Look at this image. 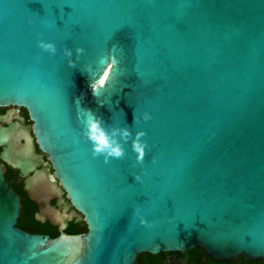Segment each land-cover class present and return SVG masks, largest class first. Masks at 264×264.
Returning <instances> with one entry per match:
<instances>
[{
  "label": "water",
  "instance_id": "95a60500",
  "mask_svg": "<svg viewBox=\"0 0 264 264\" xmlns=\"http://www.w3.org/2000/svg\"><path fill=\"white\" fill-rule=\"evenodd\" d=\"M0 107L27 110L47 189L87 227L66 234L70 214L56 238L18 228L21 199L0 162V264H136L194 249L264 260V0H0ZM93 116L121 159L93 155ZM14 135L0 127V148ZM10 148L0 161L33 173L25 191L37 190L35 165Z\"/></svg>",
  "mask_w": 264,
  "mask_h": 264
},
{
  "label": "flooded vegetation",
  "instance_id": "af4514ba",
  "mask_svg": "<svg viewBox=\"0 0 264 264\" xmlns=\"http://www.w3.org/2000/svg\"><path fill=\"white\" fill-rule=\"evenodd\" d=\"M10 125H14L15 128V135L12 140L15 145L12 149L9 146L1 147L0 154L10 148L11 160L15 159L16 156H22L35 165V171L39 172L38 179H36V183L34 184L37 190L28 192L25 191L26 179L32 176L33 173L28 177H23L20 170L11 167L2 160L0 161L4 167L5 180L20 197L21 203L23 204L24 201L29 202L31 205L30 213L35 220L39 224L51 226L59 234L60 224L57 222L58 215H73L71 218L66 219L67 228L72 223L85 222L83 216L72 208L64 195L51 194L47 189L49 183L52 181L53 171L47 155L39 150L34 139L32 140V145L28 147L27 140L25 139L26 128L30 127L32 123L27 110L18 107H0V127H9ZM62 201L65 203L63 204ZM23 231L50 237V235L41 234L38 231ZM162 264H264V260L252 261L245 257H240L234 262H218L201 249H194L183 254H167Z\"/></svg>",
  "mask_w": 264,
  "mask_h": 264
},
{
  "label": "clouds",
  "instance_id": "9594fccd",
  "mask_svg": "<svg viewBox=\"0 0 264 264\" xmlns=\"http://www.w3.org/2000/svg\"><path fill=\"white\" fill-rule=\"evenodd\" d=\"M40 47L44 49L45 51H51L52 53H55L56 49L55 46L52 43H41ZM77 53L80 54L83 52V49L77 48ZM69 56H71V52L67 53ZM104 61L102 60L101 63ZM112 64H108L107 69L104 71L101 78L96 82V84H91L90 87L92 89V93L95 96L96 95V89L97 87H103L108 80L109 74L112 71ZM69 67L75 68V63L73 61H69ZM87 71H91L88 69ZM90 111V110H88ZM143 119L145 121H148L151 119V116L148 113H144ZM87 127H88V138L93 144V155H104V161L105 163H108L109 158H115V159H121L124 156L123 149L116 144L113 146V142L110 141L108 135L106 132L101 128L100 122L96 117H92L87 121ZM122 135L124 137H127L129 135V132L125 130ZM144 132L137 133V139L133 142V151L137 154L136 160L137 163H143L145 158V144L140 143V137L144 136ZM155 162V160L153 161ZM139 179V177H137ZM141 223L144 224L145 221L141 220Z\"/></svg>",
  "mask_w": 264,
  "mask_h": 264
},
{
  "label": "trees",
  "instance_id": "16d2710c",
  "mask_svg": "<svg viewBox=\"0 0 264 264\" xmlns=\"http://www.w3.org/2000/svg\"><path fill=\"white\" fill-rule=\"evenodd\" d=\"M30 212H31L30 203L24 201L22 204L21 217L17 225L18 228L30 232L38 231L41 234H48L50 235L51 238H56L59 235V232L55 231L54 228H52L51 226L39 224ZM65 232L68 235L82 234L87 232V227L85 222L72 223L65 230ZM165 256H167V254H162L158 256L141 254L138 257L136 264H162V261Z\"/></svg>",
  "mask_w": 264,
  "mask_h": 264
}]
</instances>
